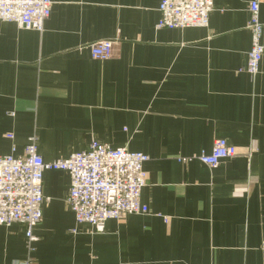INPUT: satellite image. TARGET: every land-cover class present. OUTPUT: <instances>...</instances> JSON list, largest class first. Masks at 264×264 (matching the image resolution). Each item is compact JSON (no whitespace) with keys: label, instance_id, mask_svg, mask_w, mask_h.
Here are the masks:
<instances>
[{"label":"crops","instance_id":"crops-1","mask_svg":"<svg viewBox=\"0 0 264 264\" xmlns=\"http://www.w3.org/2000/svg\"><path fill=\"white\" fill-rule=\"evenodd\" d=\"M160 1L52 0L42 32L0 22V155L22 156L35 135L44 162L92 141L148 156L142 212L98 232L67 209L68 173L45 171L34 252L22 225L0 226V264H264V54L247 73L250 0H213L208 25L185 29L156 28ZM259 21L264 44V1ZM100 40L113 41L104 61L87 49ZM216 139L251 157L180 161Z\"/></svg>","mask_w":264,"mask_h":264},{"label":"built area","instance_id":"built-area-1","mask_svg":"<svg viewBox=\"0 0 264 264\" xmlns=\"http://www.w3.org/2000/svg\"><path fill=\"white\" fill-rule=\"evenodd\" d=\"M264 0L248 3L247 29L251 47L245 71L255 75L264 54L261 43L262 24L259 7ZM52 0H0V22L20 29L42 32L50 16ZM213 10V0H161L157 29L204 28ZM113 41L100 40L87 46L94 60L104 61L112 55ZM12 115V114H10ZM12 139V135H6ZM236 147L225 139H216L209 153L201 152L182 162L197 160L214 168L221 160L236 156ZM148 156L125 148H111L92 141L88 150L75 152L65 159L44 162L37 152V137L30 136L23 155H0V226L22 225L25 246L34 252L37 237L33 231L42 218V206L47 201L42 191L45 171L61 170L69 175L65 205L77 224H87L96 232L108 220H119L142 212L141 191L146 185L143 164ZM28 259L25 264H29Z\"/></svg>","mask_w":264,"mask_h":264},{"label":"water","instance_id":"water-1","mask_svg":"<svg viewBox=\"0 0 264 264\" xmlns=\"http://www.w3.org/2000/svg\"><path fill=\"white\" fill-rule=\"evenodd\" d=\"M236 155H240L242 156L243 158L249 160L248 158L251 157V151H249V149H247L246 151H243V152H238L236 153ZM215 168V167H214Z\"/></svg>","mask_w":264,"mask_h":264}]
</instances>
